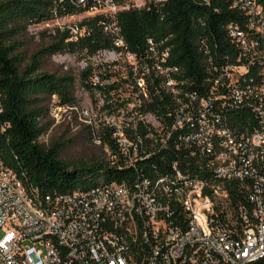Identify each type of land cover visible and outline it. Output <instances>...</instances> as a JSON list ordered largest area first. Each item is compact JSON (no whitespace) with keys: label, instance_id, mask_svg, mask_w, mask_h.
<instances>
[{"label":"built area","instance_id":"built-area-1","mask_svg":"<svg viewBox=\"0 0 264 264\" xmlns=\"http://www.w3.org/2000/svg\"><path fill=\"white\" fill-rule=\"evenodd\" d=\"M231 1L241 19L225 24L223 50L200 39L197 85L170 61L168 37L129 48L117 13L146 0L73 1L101 16L111 41L84 56L106 107L118 90L106 68L128 74L135 113L107 108L93 141L111 166L131 173L42 193L0 155V264H264V9ZM79 21L66 27V40L89 33ZM154 94L161 102L151 108ZM76 107L51 108L57 116Z\"/></svg>","mask_w":264,"mask_h":264},{"label":"trees","instance_id":"trees-1","mask_svg":"<svg viewBox=\"0 0 264 264\" xmlns=\"http://www.w3.org/2000/svg\"><path fill=\"white\" fill-rule=\"evenodd\" d=\"M73 1L0 0V155L18 174L23 171L28 182L42 193L87 188L100 180L120 179L131 173L128 168L111 166L105 156L66 162L60 157L63 141L39 140L51 121L48 110L53 95L59 104L77 103L75 75L71 71L44 69L45 59L56 52L84 57L111 45L98 23L101 16L95 14L79 21L90 30L78 40H66L68 29L56 28L47 43L27 52L28 25L85 10ZM257 1L264 9V0ZM117 19L133 51H141L149 35L168 37L170 61L179 64L197 85L205 73L200 39L205 37L211 46L217 43L219 50L225 49V24L241 19V13L231 0H146L142 7L120 10ZM90 74L88 63L81 69L79 80L92 94L100 85L89 80ZM153 96L151 108L161 102L159 94ZM102 138L103 143L113 147L108 133Z\"/></svg>","mask_w":264,"mask_h":264},{"label":"rangeland","instance_id":"rangeland-1","mask_svg":"<svg viewBox=\"0 0 264 264\" xmlns=\"http://www.w3.org/2000/svg\"><path fill=\"white\" fill-rule=\"evenodd\" d=\"M86 11H79L72 14H64L46 21L31 23L28 25L27 52L45 44L49 41L51 34L56 28L64 29L68 25L87 17ZM91 58L79 56L72 52H56L45 59L44 69L71 71L75 75L74 94L77 97L76 109H61L60 115L54 116L52 105L57 104V98L52 96L49 102L48 115L51 119L47 129L39 136L42 142H49L51 139L63 141L60 157L66 162L73 163L78 160H90L95 156H105L106 150L102 143L93 141V132L99 133L101 129V119L107 108L125 107L128 115L135 113V108H131V101L134 94L130 89L128 74L120 65L106 68V72L111 80H116L118 90L108 93L112 97L113 103L106 107L101 103L102 91L94 89L91 94L81 84L79 73ZM99 61V60H98ZM94 65V72L101 74L102 64L97 62ZM82 109H87L88 115L84 116Z\"/></svg>","mask_w":264,"mask_h":264}]
</instances>
